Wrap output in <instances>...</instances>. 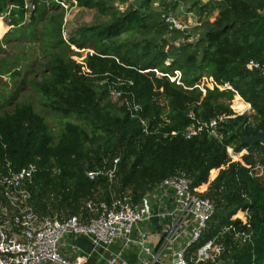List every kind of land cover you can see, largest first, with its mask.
Masks as SVG:
<instances>
[{
	"label": "trees",
	"instance_id": "trees-1",
	"mask_svg": "<svg viewBox=\"0 0 264 264\" xmlns=\"http://www.w3.org/2000/svg\"><path fill=\"white\" fill-rule=\"evenodd\" d=\"M76 1L111 17L70 39L94 50L85 64L73 59L63 35L60 0H33L32 9L27 0L11 7L0 0V17L8 14L10 24L19 26L30 12L18 37L42 39L47 53L40 77L30 81L42 108L61 122L52 126L32 102L16 100L27 79L14 81L20 62L0 56V172L35 164L28 183L35 210L89 218L90 199L111 201L124 193L138 202L167 176L187 170L192 192L216 204L205 238L230 227L222 236L224 264H264V178L251 172L264 164V144L241 141L264 130V77L247 65L264 62V0ZM186 11L196 18L192 27H171L165 19ZM7 29L4 24L1 35ZM112 87L121 91L117 99ZM235 90L251 104L250 112L235 114ZM219 115L230 116L219 124L222 139L205 128L186 137L191 125ZM228 146L246 152L234 160ZM93 170L102 172L92 179ZM2 195L0 184V200ZM238 232L250 233L249 239L241 242Z\"/></svg>",
	"mask_w": 264,
	"mask_h": 264
},
{
	"label": "built area",
	"instance_id": "built-area-1",
	"mask_svg": "<svg viewBox=\"0 0 264 264\" xmlns=\"http://www.w3.org/2000/svg\"><path fill=\"white\" fill-rule=\"evenodd\" d=\"M27 1L26 6L30 8L33 0ZM67 1L60 0V4L66 9L69 6H77L76 0L68 1V5ZM165 19L171 27H189L173 14H168ZM64 37L66 39L65 35ZM89 53H94V50L89 49ZM247 65L252 70H259L264 77V62L251 59ZM235 92V96L243 99L236 90ZM112 94L121 95V91L114 89ZM246 106L248 109L242 112L234 110L235 114L248 112L251 104L247 102ZM139 107L136 105L135 108ZM229 117L219 115L212 117L208 122L193 124L189 127L186 137L190 138L205 128L210 135L222 139L219 124ZM227 149L234 160H239L246 152H236L233 146H228ZM260 168L261 164H257L251 168V172L262 176ZM36 170V165L30 164L18 171L0 172L4 196V200H0V264H86V258L81 254L70 258L60 252L63 238L69 235H86L95 245L106 247L117 240H123L125 245L136 243L148 254L150 251L146 246L147 231L141 230L136 238L132 237V233L137 225L154 217L167 220L163 227L162 240L156 252L150 254L152 263L224 264L222 256L226 246L222 236L230 227H224L215 237L203 240L209 222L216 212V204L213 199L192 192V180L187 170H179L164 178L153 190L157 192L155 197H149V192L138 202L124 193L114 196L111 201L97 202L90 199L86 203L91 212L89 218H83L82 215L59 218L39 214L30 202L31 191L28 189V183L32 181ZM101 172L93 170L89 171L88 175L95 179ZM109 175L114 177L113 172ZM167 191L173 192L172 206L161 205L163 193ZM246 214L244 212L242 217L244 223H248ZM186 229L189 231V238L185 239ZM12 230H16V234L12 233ZM236 237L246 241L250 233L238 232ZM197 244V248L191 251ZM167 252H170V261L163 258ZM119 262L130 264L119 255L110 257L106 264Z\"/></svg>",
	"mask_w": 264,
	"mask_h": 264
},
{
	"label": "rangeland",
	"instance_id": "rangeland-1",
	"mask_svg": "<svg viewBox=\"0 0 264 264\" xmlns=\"http://www.w3.org/2000/svg\"><path fill=\"white\" fill-rule=\"evenodd\" d=\"M130 1L126 2L125 4L119 6L120 8L124 9ZM66 4L68 5L69 2L67 1ZM61 5V9H64V21H63V35L66 36V39L70 41V39L73 36H76L78 33V30L81 28H85L88 26L97 25L100 23L108 22L110 21L111 17L108 15H102L98 12L97 9H91V8H84L77 6H69L68 9L66 7ZM119 5V3H118ZM190 7L188 5L186 8ZM31 9L34 8V4L30 7ZM59 8V9H60ZM58 9V10H59ZM218 11H215L212 16L210 17L211 20L215 18ZM30 12H28V16L25 17V20L20 24L19 26H15L13 24H10L8 14L0 17V35L2 33V27L3 25H7L8 29L0 36V41L3 42V49L0 53V56H10V57H16V59L20 62V65L18 66L20 70V74L16 75V78L14 81L20 82L23 77H25L27 80L25 83L22 84V89L17 97L16 100L21 101H29L32 102L38 112H45V115L47 116L48 122L50 125L54 126L56 124H61L60 120L56 117L55 112L47 111L46 109L42 108L41 106V96L35 91L33 88V85L31 84L30 78L34 75H39L40 68L42 62L45 60V57L47 56V53L44 52V48L42 46V39H39L37 42L30 41L25 38H20L21 34V25H25L23 27H26V25L31 22ZM178 20L189 27H192L195 24V17L192 12H185L181 14H177L176 16ZM28 26V25H27ZM40 27V25H39ZM66 34H65V33ZM7 35V36H6ZM71 42V41H70ZM70 47L72 52V57L76 61L85 64V58L87 54L89 53V48L81 49L75 43H70ZM22 59V64H21ZM176 77H180V72L176 73V76H172V80H175ZM4 79L9 80V76H5ZM206 81V79H204ZM213 82L210 81V85L213 87ZM13 82L10 83L9 86H13ZM201 87L204 86V82L200 85ZM115 87L111 88V91L114 90ZM111 93V92H110ZM111 96L114 99H117L119 95H114L111 93ZM230 104L232 108L238 112H242L247 106V102L244 99H241L237 96H235L231 101ZM251 111V108L248 110V112ZM245 153V152H244ZM262 168H260V172H262V176L264 178V164H261ZM213 176L210 177L212 179ZM264 180V179H263ZM206 187V185L204 186ZM203 188V187H202ZM157 194L156 191L150 192L148 195L149 197H155ZM153 195V196H152ZM202 196V195H200ZM12 233L16 234V230H12ZM207 230L205 231V233ZM205 233L203 235V240H205ZM202 241H200L201 243ZM241 242H244V240H241ZM197 248V246H194L191 251H194Z\"/></svg>",
	"mask_w": 264,
	"mask_h": 264
},
{
	"label": "crops",
	"instance_id": "crops-1",
	"mask_svg": "<svg viewBox=\"0 0 264 264\" xmlns=\"http://www.w3.org/2000/svg\"><path fill=\"white\" fill-rule=\"evenodd\" d=\"M160 195V193H159ZM173 192L167 191L163 193L161 205H173ZM155 200V199H154ZM167 219L154 217L148 222H144L135 227L132 237L136 238L141 230L147 231L146 246L150 253L146 252L137 245L131 243L125 245L123 240H117L109 246L95 245L92 239L86 235H69L63 238L60 245V252L66 257L73 258L76 254H81L86 258V264H106L112 256L119 255L122 260H126L130 264H161L152 263L150 261L151 253H155L158 245L163 237V227ZM189 238L188 229L185 230V239ZM184 239L181 240V243ZM166 261H170V252L163 255ZM118 264H121L119 262Z\"/></svg>",
	"mask_w": 264,
	"mask_h": 264
},
{
	"label": "water",
	"instance_id": "water-1",
	"mask_svg": "<svg viewBox=\"0 0 264 264\" xmlns=\"http://www.w3.org/2000/svg\"><path fill=\"white\" fill-rule=\"evenodd\" d=\"M203 3H207L211 0H202ZM14 0H8V6L11 7L13 5ZM242 143H246L249 145H255L258 143L264 144V130H260L257 134L253 135H244L241 137Z\"/></svg>",
	"mask_w": 264,
	"mask_h": 264
}]
</instances>
